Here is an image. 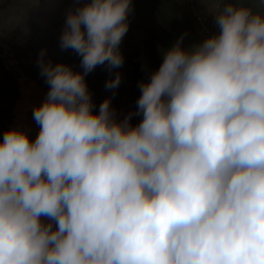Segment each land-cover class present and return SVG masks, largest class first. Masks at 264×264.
<instances>
[{
	"label": "clouds",
	"instance_id": "clouds-1",
	"mask_svg": "<svg viewBox=\"0 0 264 264\" xmlns=\"http://www.w3.org/2000/svg\"><path fill=\"white\" fill-rule=\"evenodd\" d=\"M132 7L69 9L60 46L82 72L41 51L39 132L0 142V264H264V13L226 3L218 34L181 37L118 120L85 77L122 66Z\"/></svg>",
	"mask_w": 264,
	"mask_h": 264
},
{
	"label": "trees",
	"instance_id": "trees-1",
	"mask_svg": "<svg viewBox=\"0 0 264 264\" xmlns=\"http://www.w3.org/2000/svg\"><path fill=\"white\" fill-rule=\"evenodd\" d=\"M85 2L80 0L78 5L75 0H0V142L15 117L18 75L35 81L45 93L49 91L38 64L42 50H45V60L83 71L81 56L72 49H62L60 37L69 9L74 10ZM241 2L264 13L262 0H133L127 17L128 31L120 44L124 63L111 71L107 64L97 66L85 77L95 105L93 111L98 113L100 103L111 98L118 120L136 113L141 95L139 85L158 70L163 53L181 37L182 47L187 49L218 34L216 13L226 3ZM117 72L121 75L119 87L106 89V82ZM141 120L142 115L134 114L131 123L136 126Z\"/></svg>",
	"mask_w": 264,
	"mask_h": 264
},
{
	"label": "bare ground",
	"instance_id": "bare-ground-1",
	"mask_svg": "<svg viewBox=\"0 0 264 264\" xmlns=\"http://www.w3.org/2000/svg\"><path fill=\"white\" fill-rule=\"evenodd\" d=\"M45 96L40 94L37 85L31 84L20 89V99L15 103V119L21 123L22 128L36 135L39 132V126L33 119V109L42 103Z\"/></svg>",
	"mask_w": 264,
	"mask_h": 264
},
{
	"label": "rangeland",
	"instance_id": "rangeland-1",
	"mask_svg": "<svg viewBox=\"0 0 264 264\" xmlns=\"http://www.w3.org/2000/svg\"><path fill=\"white\" fill-rule=\"evenodd\" d=\"M202 29L205 30V32H208V30H207V28H206L205 26H202ZM17 82H18V86H19V98L17 99V101L20 99V89H21L22 87H26V86H29V85L34 84V83L37 85V89H38V91H39L40 94H42V95H44V96H46V94H47V93H45V92L41 89V87H40L35 81H33V80H31V79H29V78L23 76L22 74H19V75H18V77H17ZM21 125H22V124L19 123V121H18L17 119H15V117H14V120H13V122H12V124H11V126H10L9 129H10V130H11V129H14V128L22 129V130H24V131L28 134V136H31V137H33V138H36V135H33V134H31L29 131H26V129L22 128ZM41 219H42V221H43L44 223H47V222H48L47 218H43V217H42Z\"/></svg>",
	"mask_w": 264,
	"mask_h": 264
}]
</instances>
